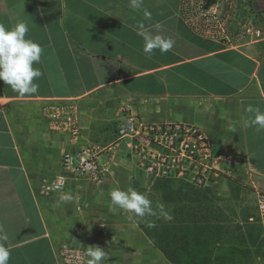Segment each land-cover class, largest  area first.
<instances>
[{
    "label": "crops",
    "instance_id": "0c3cea01",
    "mask_svg": "<svg viewBox=\"0 0 264 264\" xmlns=\"http://www.w3.org/2000/svg\"><path fill=\"white\" fill-rule=\"evenodd\" d=\"M181 7L182 0H144L141 9L129 0H0V24L25 22L26 38L43 48L34 64L43 73L34 80L37 93L20 96L0 81V228L8 237L9 264H62L61 242L52 235L60 211L85 223L77 225L82 231L121 235L112 246L117 253L103 264L138 262L140 240L157 249L134 214L110 202L111 189L134 188L135 155L100 126L129 114L144 123L199 129L209 145L207 165L249 187L257 204L264 192V130L249 126L245 109L264 111V37L225 46L196 33ZM140 22L171 38L172 49L145 54ZM68 101L79 108L77 144L50 128L43 114L45 105ZM80 145L98 149L102 178H71L64 192L44 193L40 181L59 171L65 150ZM112 171L127 178L112 177ZM63 193L73 200L58 203ZM129 234L137 238L128 240Z\"/></svg>",
    "mask_w": 264,
    "mask_h": 264
},
{
    "label": "built area",
    "instance_id": "2783aa9c",
    "mask_svg": "<svg viewBox=\"0 0 264 264\" xmlns=\"http://www.w3.org/2000/svg\"><path fill=\"white\" fill-rule=\"evenodd\" d=\"M253 1L182 0L181 12L200 36L228 47H242L246 39L255 42L264 37V0H260L259 9L254 8ZM47 116L53 130H63L69 133L74 144L79 142L80 116L74 102L50 104ZM118 137L122 145L140 157V164L155 176L167 171H178L180 176H185L188 171L192 175L191 172L196 169L210 168L206 163L209 145L203 133L192 125L144 123L137 116L129 114L118 126ZM104 172L96 147L74 146L63 152L59 171L53 176L44 177L40 181V188L49 194L64 192L71 178L86 176L98 181ZM257 213L264 239V192L258 194ZM86 249L61 245L59 259L62 264H87ZM245 264H264V259L258 258Z\"/></svg>",
    "mask_w": 264,
    "mask_h": 264
},
{
    "label": "trees",
    "instance_id": "16d2710c",
    "mask_svg": "<svg viewBox=\"0 0 264 264\" xmlns=\"http://www.w3.org/2000/svg\"><path fill=\"white\" fill-rule=\"evenodd\" d=\"M191 176L188 171L185 176L178 171L154 175L152 191L170 206L167 218L146 215L140 223L154 247L172 264H245L264 259V239L259 240L262 229L252 225L242 230L240 226L236 234L229 233L220 215L214 218L207 204L211 188Z\"/></svg>",
    "mask_w": 264,
    "mask_h": 264
},
{
    "label": "rangeland",
    "instance_id": "374dc122",
    "mask_svg": "<svg viewBox=\"0 0 264 264\" xmlns=\"http://www.w3.org/2000/svg\"><path fill=\"white\" fill-rule=\"evenodd\" d=\"M50 104L43 107V114L46 117L48 124L49 118L47 116V109L49 108ZM102 108L106 109V106ZM123 121L124 120L111 119L108 122H104L100 127L103 131H111V133L114 135L113 140H116L118 137V126ZM120 148L127 149L126 146L122 145V143L120 144ZM117 172L118 171H112L111 176H121L127 178V176H125L127 174H119ZM191 173L192 180L195 177L196 181L211 188L212 194L207 198V204L212 208L214 218L219 217L220 215L222 223L228 228L229 233H232L233 235L236 234L238 227L240 226L242 227V230H245L247 226L252 225L261 229L257 213L256 198L249 187H246L242 183H239L235 180L227 178L228 176L223 175V173L219 172L215 168H208L207 170H201L199 168ZM132 174L134 177V189L145 193L152 201L154 214L149 215V217L158 219L167 218L170 213V206L163 203L158 194L152 191L151 185L154 175L140 164V157L135 156V167L132 171ZM128 177H130V175H128ZM149 179H151V184L148 187L147 182ZM161 206H163L162 210ZM145 217L140 218L134 216V222L140 225L141 221L144 220ZM53 222L52 235L56 240L61 242L60 246L64 244L81 247L99 246L104 249L105 245L106 248L108 247V249L105 251L107 258H112L115 253H117V249L112 248V246L115 242H119L121 240L122 237L119 234H97L93 232V229H86L85 231H82L80 230L81 228H78L77 226L81 223L80 219L67 218L66 213L63 211H60V217L53 220ZM81 225H85V223H81ZM77 230L80 231L76 232ZM127 238L128 240H132L137 238V236L129 234ZM259 240H261V242L263 241L261 233L259 235ZM101 242L105 244H100ZM226 248L227 246L223 247L222 251H224ZM134 264L172 263L159 249H154L152 245L145 247L143 241L140 240V258L139 261H136Z\"/></svg>",
    "mask_w": 264,
    "mask_h": 264
},
{
    "label": "clouds",
    "instance_id": "9594fccd",
    "mask_svg": "<svg viewBox=\"0 0 264 264\" xmlns=\"http://www.w3.org/2000/svg\"><path fill=\"white\" fill-rule=\"evenodd\" d=\"M143 5L144 0H129V6L133 9H141ZM143 14L145 19H151V13L146 9ZM160 27L159 24L155 25L157 31L160 30ZM28 31V25L23 21L11 28L0 24V81H3L5 85H8L20 96L37 93L39 84L34 83V80L43 75L39 68L34 67V64L41 62L43 48L38 42L26 38ZM136 31L143 38V51L147 55H151L156 49H159L163 54L173 47L171 38L166 39L162 35H154L143 22L137 25ZM245 111L249 114V126L256 127L258 131L264 130V111L252 105L247 106ZM109 196L112 206L134 214L135 217L143 218L146 215L154 214L152 201L145 193L132 187L127 189L115 187L110 190ZM72 200L71 193H63L60 195L58 203H66ZM162 209L163 206H161ZM7 239L3 229L0 228V264H9L11 253L5 243ZM85 255L88 257L87 264H103L107 254L99 246H89Z\"/></svg>",
    "mask_w": 264,
    "mask_h": 264
},
{
    "label": "water",
    "instance_id": "95a60500",
    "mask_svg": "<svg viewBox=\"0 0 264 264\" xmlns=\"http://www.w3.org/2000/svg\"><path fill=\"white\" fill-rule=\"evenodd\" d=\"M259 2H260V0H254L253 1V5H254L255 9H259Z\"/></svg>",
    "mask_w": 264,
    "mask_h": 264
}]
</instances>
